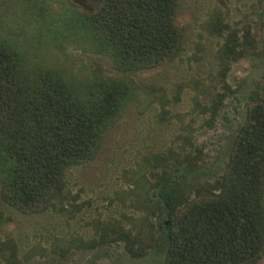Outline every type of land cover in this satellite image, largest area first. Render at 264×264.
<instances>
[{"label": "rangeland", "instance_id": "374dc122", "mask_svg": "<svg viewBox=\"0 0 264 264\" xmlns=\"http://www.w3.org/2000/svg\"><path fill=\"white\" fill-rule=\"evenodd\" d=\"M97 1L0 0V32L31 65L59 70L82 92L96 80L126 90L97 155L66 169L47 209L24 213L0 194V264H8L6 244L16 249L14 264H160L155 197L142 180L189 166L185 193L211 184L264 73V52L228 60L220 51L226 35L247 26L264 49V0H181L182 51L137 71L119 70L88 40L76 14Z\"/></svg>", "mask_w": 264, "mask_h": 264}, {"label": "trees", "instance_id": "16d2710c", "mask_svg": "<svg viewBox=\"0 0 264 264\" xmlns=\"http://www.w3.org/2000/svg\"><path fill=\"white\" fill-rule=\"evenodd\" d=\"M181 0H98L76 18L91 44L123 71L164 66L183 49ZM1 19V16H0ZM224 58L261 55L249 26L225 36ZM126 90L96 80L87 91L59 70L31 65L0 32V194L24 213L47 209L68 167L91 161ZM222 170L193 195L191 168L156 171L142 187L155 197L164 247L160 264H251L264 255V73L248 92L243 119L223 150ZM9 249L5 257L4 250ZM8 264L16 249L2 250Z\"/></svg>", "mask_w": 264, "mask_h": 264}]
</instances>
